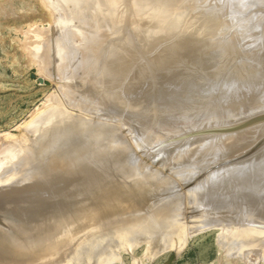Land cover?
Returning a JSON list of instances; mask_svg holds the SVG:
<instances>
[{"label": "bare ground", "instance_id": "bare-ground-1", "mask_svg": "<svg viewBox=\"0 0 264 264\" xmlns=\"http://www.w3.org/2000/svg\"><path fill=\"white\" fill-rule=\"evenodd\" d=\"M40 1L52 15L60 13L58 17L62 18L58 20L54 16L60 26L53 27L38 61L50 70V75L56 76L55 71L51 73V66H55L56 61L53 53H59L63 71H69L72 77L66 78L69 74L62 72L64 77L61 74L59 77L66 80L58 79L59 82L64 81L66 89L71 82L73 97L80 91L83 92L80 96L89 95L86 101L77 96L66 98V90L64 92L60 82L65 100L77 98V106L71 101L81 107L77 108L78 112L87 106L85 109L90 108L87 115L94 116L91 111L96 119L98 113L102 115L103 126L101 122L98 126L104 128L98 127L95 132L96 121L85 117L84 123H74L78 124L73 125L74 128L80 130L76 132L70 122L76 112L71 115L69 111V118V115L64 116L68 111L62 110V117L70 120L66 118L65 122L63 117L64 127L58 129V125L54 126L62 119H58V106V112L52 108L53 114L47 115L52 121L58 117L57 123L56 120L49 122L44 116L39 120L46 119L48 123L42 121L45 123H39V128H36L37 122L32 123L37 131H33L31 124V131L29 126L20 140H11V144L3 148L2 153L10 155L5 157L11 161L8 160V165H5L7 159H3L6 161L3 165L0 163V204L7 197H15L6 202L11 205L37 199L42 211L33 210L30 228H23L0 215V264L123 263L121 250L133 252L143 244L155 249V254L175 244L173 249L180 255L192 239L206 231H216L217 246L226 257L249 263L248 257L255 249L263 261L264 123H251L253 125L242 131L230 128L242 118L264 112V0H216L220 4L215 5L216 1L212 0L214 6L210 0H203L210 1L211 5L206 8L207 5L201 3L202 14L196 18L202 0H194L199 1V6L197 3V7L193 6L197 11L192 10L194 1L191 10L184 5L185 9L181 8L188 3L185 0H124L128 5L120 0H69L78 8L80 17L88 12L84 13L85 17L78 16V21L91 17L88 20L93 24L87 20V25H96V31L91 26L88 32H84L85 23L76 26L78 21L71 22L75 8L71 11L66 8L68 4L72 7L69 1L67 5V0ZM121 3L125 9L132 6L129 11L134 10L126 22L121 16L129 13L124 15L126 11L119 10L124 9ZM204 6L206 12H202ZM82 7H85L84 12ZM65 8L73 14H65L71 19L72 28L66 27L67 24L64 32V25L59 21H65ZM182 10L189 11L193 17L185 12L187 17ZM223 10L231 12L229 22L243 18V23L236 22L238 30L228 36L220 32L235 31V28L231 29L230 22L225 26L230 28L222 29L220 24L223 26L227 20L225 14L226 20L221 16ZM243 13L248 16L247 20ZM97 25L102 28L101 32L106 27V30L117 31V34L104 31L107 33L103 32L104 36L110 33L112 38H121L123 34L118 33L125 32L121 31L124 27L130 36L110 37V41L118 40V44L111 46L108 38L104 41L111 45L107 47L102 43L107 48L101 46L100 49L96 44L102 35L99 32L101 36H96ZM57 30H63L60 38ZM102 47L107 53L104 50L101 53L106 57L96 54ZM98 56L105 57L101 59L102 63L105 60L103 64L99 63ZM219 79L225 84L222 80L216 83ZM213 92L223 101L214 100ZM219 93L224 99L219 98ZM219 101L223 105H219ZM61 107L66 106L61 104ZM51 110L48 113H52ZM78 116L81 114L76 118L82 119ZM87 120L91 121L85 122ZM73 122H77L76 119ZM55 127L61 130L55 131ZM123 128L130 130L131 144L124 142L126 137L117 141L124 133ZM115 129L120 136L116 139ZM209 129H217L212 131L217 133L201 135L209 133ZM204 130L209 131L199 132ZM110 131L115 133L116 142L111 140L112 135L111 139L107 136ZM93 133L98 140L102 136L108 138L99 140L103 143L97 146L92 140ZM96 134L102 136L99 138ZM131 145L143 152L136 154ZM252 149L255 151L248 153ZM113 178L112 182L108 180ZM32 179H39L42 184L29 192L27 184ZM115 188L123 192L118 202L112 200L109 192ZM85 196L90 198L89 203L97 200L106 204H91L98 206L94 225H90L88 222L92 220L87 218L94 207H86ZM39 219L48 220L50 229L45 235L51 237L48 241L45 238L46 243L37 239L43 237L38 231ZM58 224V229L53 230ZM247 248L253 251L247 253Z\"/></svg>", "mask_w": 264, "mask_h": 264}, {"label": "rangeland", "instance_id": "rangeland-1", "mask_svg": "<svg viewBox=\"0 0 264 264\" xmlns=\"http://www.w3.org/2000/svg\"><path fill=\"white\" fill-rule=\"evenodd\" d=\"M66 0H64V2H65ZM69 0H67L66 1V5L70 2V5H72V7L71 6H69V4L67 5V7L66 8H68V10L69 11H71V10H73L74 8H75V12H74V15H72V17H71V19L73 18V20L71 21V19L70 18H66L67 16L65 15L66 13H67V15L69 14H73V13H70L69 11V13L67 12V9H66V11H65V13H63L64 14V16H65V21L66 20H69V21H66V23H65V21L64 20H61V21H59V22H61V26H63V28L65 27V25H69V26H71L72 24H71V22H73L74 21V19L76 20V21H78V16L80 17V15H77V14H79L78 12H77V10L76 9H78V8H76L75 6H74V3L73 2H71V1H69ZM124 0H120V2H123ZM128 2H132V0H127ZM185 1H188V3L186 2V5L185 4H182L181 5V8H182V6L184 5L185 6V8L186 7H189V9H190V5L193 3V1L194 0H185ZM189 1H190V4H189ZM200 1V0H199ZM199 1H197V2H199ZM211 1V3H212V0H210ZM210 1L208 2V1H206V2H208V4L210 3ZM216 0H213V3L215 2ZM68 2V3H67ZM197 2H195L194 1V3H193V5H192V7L197 3ZM205 3L206 5H207V7L206 8H208V7H210V5H211V3L208 5L205 1H200L199 2V4H201V3ZM72 3V4H71ZM123 3H125V4H127V2H123ZM183 3H185V2H183ZM213 3H212V5H213ZM216 3H218L217 1L214 3V5L216 4ZM124 4V5H125ZM187 4H188V6H187ZM199 4L197 3V5L199 6ZM204 4V5H205ZM218 4H220V3H218ZM217 4V5H218ZM65 5V6H66ZM123 4L121 3L120 4V6H121V8L123 9V11L121 10V9H119L122 13H124V10L126 11V13H124V15H126L127 13H129V14H127L126 15V17L125 16H121L120 15V11L117 13V16H118V19H120V17L119 16H121V18L123 19V18H125V19H123V21H127V19H128V16H131L132 14V11L134 12V10H132V11H129V10H131L130 8L132 7H126V9H125V7H123L122 6ZM128 5V4H127ZM130 5H132L131 3L129 4V6ZM197 5H195L196 7H197ZM203 4H201L200 5V7H198V10H200V12L198 11V12H193V11H191L192 13H195L196 15L194 16V18H196L197 17V15L199 16L200 14H202L201 13V10H203V7H201ZM205 5V6H206ZM213 5V6H214ZM246 5H247V3H246ZM69 6V7H68ZM119 6V7H120ZM126 6V5H125ZM184 6H183V8H184ZM194 6V7H195ZM205 6H204V11H202V12H206L207 11V9H205ZM86 7V6H85ZM85 7H82V10H83V8H85ZM118 7V8H119ZM191 7V8H192ZM192 8V10L194 9V10H196L195 8ZM73 8V9H72ZM127 8H129V9H127ZM180 8V7H179ZM184 8V9H185ZM202 8V9H201ZM134 9V8H133ZM188 8H187V10H189ZM226 9H227V7H226ZM81 10V11H82ZM181 10V9H180ZM180 10H179V12H180ZM187 10H182L184 13L186 12H188L189 13V11L191 10H189V11H187ZM206 10V11H205ZM56 11V10H55ZM129 11V12H128ZM197 11V10H196ZM227 10H223V12H225V13H221L222 15V18H224L223 17V14H225V16H226V18H227V20H226V18H224V19H222V20H224L225 21V25L223 24V26H222V24H220L221 22H220V19H219V24H220V26L222 27V29L223 28H225V29H227V28H230V27H225V26H228L229 24H230V22L228 21V20H230L229 19V17H230V14H231V12H230V14H229V10H228V12H226ZM58 12V11H57ZM64 12V11H63ZM82 12H84V10L82 11ZM59 13V12H58ZM85 13V12H84ZM83 13V14H84ZM88 13V12H87ZM87 13H85V14H87ZM183 13V14H184ZM185 13V14H186ZM228 13V14H227ZM246 14H247V12H245ZM53 14H54V12H53ZM57 14V13H56ZM52 15V12H50L49 10H48V8L47 7H45L44 5H43V3H42V1H40V0H0V158L2 159V161L0 162L2 165H3V163H5L6 161V164L5 165H8L10 162H8V160L9 161H11V159L9 158V157H5L6 155H8L7 153H2L3 152V148L4 147H6V146H9V144H11V140H20L21 138V136H23V134H25L27 131H29V128H30V131L33 129V124H34V122L36 123L37 122V124L36 125H38L39 123L41 124H44L45 122H47L46 121V119L49 121V122H54L55 120V122L57 123L58 121V119H60L61 117H62V113H63V111L62 110H64V113H66L67 111V114H64V116L66 115H69V118H70V116L73 114V113H75L76 112V114L77 115H82V116H78L79 117V119L82 117V119H80V120H78L76 117H77V115L76 116H72V118L74 119H72V120H70L68 117H64V120L66 119V118H68L69 120H70V122H72V125H71V129L72 130H75L76 132L77 131H80V130H78V129H75L74 128V126L73 125H75V127H77V125L80 123V121H81V123L84 121V119H85V117L87 118V119H91V120H93V122H95L96 121V123H97V127H96V129H97V131H95V132H98V127L100 128L101 126H103V120H101V118H102V115L100 116V114L98 113V117H97V119H96V115H95V113H92V111H91V113L90 114H94V116H89V115H87V113H88V111L90 110V108L88 107L87 109H85L87 106H85V108H82L83 110H81V111H79L78 112V109L79 108H81V107H76L77 106V102H79V98H81V100H82V98L85 100L86 98L89 100V95L87 96V97H83L84 95H86V94H81L82 96H80L79 94L80 93H83V92H79L78 93V91H77V95H74V97H76L77 96V98H75V99H71L72 101H73V103H76L75 105L72 103V101L70 100H68L69 102H67L66 100V98L67 97H71V98H74L73 97V95H72V91L73 90H71L72 88V84H71V82H70V87L68 88V86H67V89H68V91H67V89L64 87V81L66 80V78H72V77H70L71 76V73H68L69 71H63V69H62V67H63V65L64 64H62V62H61V60H59L58 58L60 57V55H59V53H53V55H54V57H56V59H54V57L52 58V60L54 59V61H55V66H51L52 68V71L53 72H51V73H55L56 72V76H57V73H59V69L61 68L62 69V71H61V69H60V73L58 74V77H57V80L59 79V80H64V81H60L62 84H63V86H62V84L60 85L59 83V80L57 81L56 80V76L55 75H50V73H48V71H50L49 69L47 70V69H45V65L43 64V62H40V60L38 61V55L40 56V55H42L43 53H44V47H45V43H47L49 40H50V38H51V34L53 33L52 31H53V27H55V25H59L58 24V21L57 20H55V17H57L58 18V20L59 19H61L60 17H58V16H60L59 14H57V15ZM82 14V16L80 17V18H82V17H85V14L83 15ZM91 14V13H90ZM191 13H189V15H190ZM251 14V13H250ZM227 15H228V17H227ZM243 17H245L244 18V20H247L248 19V16L247 15H245L244 13H243ZM249 15V14H248ZM55 16V17H54ZM63 16V15H62ZM63 16V17H64ZM88 16V15H87ZM186 16L188 17V15L186 14ZM185 16V17H186ZM191 16V15H190ZM68 17H70V16H68ZM77 19H76V18ZM191 17H193V14H192V16ZM241 17H242V15H241ZM56 18V19H57ZM88 18H90L91 19V17H88ZM88 18H84V19H79V23L78 22H76L77 23V25L75 24V22L73 23V25L75 26H78V24H80V26L83 24V23H85V24H83L84 26L86 25L87 26V30H85V28H83L84 29V32L86 31V32H88L89 31V29H91V26H92V24H93V22H91L90 20H88ZM53 19V20H52ZM122 19H121V21H122ZM234 19V17L233 16H231V20H233ZM81 20H84L83 22L81 21ZM90 21L92 24L90 25V22H89V25H90V27L87 25V23L86 22H88V21ZM238 20H241V22L243 21V18L242 19H236V20H233L232 22H233V24L234 23H238ZM57 21V23L55 24V22ZM62 21L65 23H63L62 24ZM71 21V22H70ZM93 21V20H92ZM120 21V20H119ZM122 21V23L124 24V22ZM125 21V22H126ZM235 21V22H234ZM68 22H70V24L68 23ZM82 22V23H81ZM228 24H227V23ZM232 22H231V29H232V27L233 28H239V26L237 25V23H236V25L234 24V25H232ZM240 22V21H239ZM96 23V22H95ZM122 23H119V24H122ZM223 23V22H222ZM243 23V22H242ZM245 23V22H244ZM97 24V23H96ZM122 24V25H123ZM66 26V27H68V28H72V26L71 27H69V26ZM82 25V26H83ZM98 25H100L99 23H98ZM97 25V26H98ZM102 25V24H101ZM121 25V26H122ZM127 25V24H126ZM240 25V29H241V24H239ZM60 26V25H59ZM96 25L94 24V26H92V28H94ZM125 26V25H124ZM65 27V28H66ZM99 27V26H98ZM97 27V28H98ZM123 27V26H122ZM221 27H219L220 29H221ZM65 28L63 29L64 30V32L65 31H67V30H65ZM89 28V29H88ZM101 27H99V29H97L98 30V35H96L99 39H100V41H99V44L97 43L96 45L98 46V48H100L101 49V46H103L102 45V43L103 44H105L107 47H109L111 44V46H114V45H116V43L118 44V40L116 41V40H114L113 42L115 43H113L112 41H110V39L112 38L111 36L115 33V32H113V31H110L109 29H107V30H109L111 33H113V34H110V36H109V34L107 35V36H104V35H106L109 31H107L106 30V28H104V30H102L103 32L105 31H107V33H103V32H101L100 30L102 29H100ZM235 28V31H234V29L233 30H231V31H229V29H228V31L226 32V30L225 31H223V30H220V31H223V32H225V33H228L229 32V34H225V33H223V32H220L221 33V35L223 34V36H228V35H231V34H233L234 32H236V30H238V29H236ZM70 29H68V30H70ZM63 30H57V32L59 33H56V34H58V36H59V38L61 37V34H62V32H63ZM94 30L96 31V27L94 28ZM120 30V29H119ZM83 31V30H82ZM121 31H125L126 32V30H125V27L123 28V29H121ZM233 31V32H232ZM60 32H61V34H60ZM99 32H101V35L99 34ZM125 32H121L120 33V31H119V33L118 34H123V36L125 35L126 36V38L128 37V36H130L129 34H127V32H126V34H125ZM230 32H231V34H230ZM38 33V34H37ZM49 33V34H48ZM128 33H129V31H128ZM50 36H48V35ZM104 34V35H103ZM115 34H117V31H116V33ZM57 36V37H58ZM93 36V35H92ZM103 36L105 37V39H102L103 38ZM116 36V35H115ZM122 36V35H121ZM120 36V37H121ZM122 36V37H123ZM124 36V37H125ZM49 37V38H48ZM95 37V36H94ZM111 37V38H110ZM114 37V36H113ZM121 37V38H122ZM123 37V38H124ZM88 38V37H87ZM90 38H92L91 36H90ZM109 38V41L111 42V44H110V42H107V44H106V40ZM116 38V37H115ZM115 38H112V39H115ZM118 38H119V36H118ZM118 38H116V39H118ZM121 38H119V39H121ZM133 38V37H132ZM94 39V38H93ZM97 39V38H96ZM105 42H103V41ZM102 41V42H101ZM96 42H98V40H96ZM109 43V44H108ZM101 44V45H100ZM104 45V46H105ZM40 46H42V47H40ZM100 46V47H99ZM103 46V47H104ZM104 47L105 49L107 48V47ZM103 47H102V50H99V53H96V54H101L102 56H104L107 52L105 51V49H103ZM62 48H63V46H62ZM62 48H60V49H62ZM105 51V54H102L104 51ZM103 51V52H102ZM55 52H56V50H55ZM102 52V53H101ZM55 54H56V56H55ZM262 54V53H261ZM53 55H51V56H53ZM99 58H100V60L101 59H105V57H106V55H105V57L104 58H101V56H98ZM97 57V58H98ZM264 57V56H263ZM38 58V59H37ZM97 58H95V60H97V63L99 62V60L97 59ZM59 61H58V60ZM95 60H93V61H95ZM104 61L105 60H103V63H104ZM61 62V64H59ZM94 63V62H93ZM99 63H102V60H101V62H99ZM98 63V64H99ZM102 63V64H103ZM58 64V65H57ZM102 64H100V65H97V66H101ZM62 65V66H61ZM94 65V64H93ZM56 66H59L60 68H58V67H56ZM75 66V65H74ZM74 66H72V68H74ZM54 67V68H53ZM68 68V66H67V64H66V66H65V68ZM66 68V70H68ZM58 69V70H57ZM55 71V72H54ZM62 72H63V75L65 74V72H66V74L68 73L69 74V76H67V75H65V77L66 78H60V77H62L63 75H62ZM62 75V76H60L59 77V75ZM227 76V75H226ZM64 77V76H63ZM55 79V80H54ZM69 79H67V81L69 82ZM223 79L225 80V77H223ZM222 80V79H221ZM220 79L219 80H217V82L216 83H218V82H220L221 81ZM57 81V82H56ZM226 81V80H225ZM222 83H223V80H222ZM68 84V83H67ZM213 84V83H212ZM223 84H225V83H223ZM242 84V83H241ZM58 85H60V86H58ZM64 87V88H60V87ZM215 86V85H214ZM217 86V85H216ZM71 88V89H70ZM63 89H64V92H65V90H66V93L65 94H67V96L64 94V93H62L63 92ZM71 90V96L70 95H68V92ZM220 91V90H219ZM240 91H241V89H240ZM74 92H73V94H75ZM214 93L215 92H213V98H215L214 100H217L218 99V97H217V93H218V90L216 91V97H215V95H214ZM220 93H221V91H220ZM219 93V98H222V99H224L223 97H220V94ZM223 94V93H222ZM63 95H65L66 96V98H65V96H63ZM212 95V94H211ZM80 96V97H79ZM66 99V100H65ZM77 99V102L75 101ZM218 100H220L221 102L223 101V100H221V99H218ZM75 101V102H74ZM86 101V100H85ZM84 101V102H85ZM219 101V103H221ZM81 102V101H80ZM88 102V101H87ZM59 103V104H58ZM71 104L72 106L74 105V107H72V106H70V105H68V104ZM61 104H62V106L64 105V109H61L62 107H61ZM79 105H81V104H79ZM219 105H223L222 103L221 104H219ZM59 106V113L61 114V116H60V114L58 113V115H59V118L58 117H55V120L54 121H52V118H47L48 116H51L52 114H53V109L52 108H55V110L57 109L56 107H58ZM83 106H84V104H83ZM61 107V108H60ZM69 107V108H68ZM76 107V108H75ZM75 108V109H74ZM78 108V109H77ZM221 108H223L222 106H221ZM52 109V110H51ZM69 109V110H68ZM50 110L52 111V113H48V112H50ZM55 110H54V113H56L55 112ZM75 110V111H74ZM77 110V111H76ZM57 112H58V110H56ZM61 111H62V113H61ZM69 111H70V114H68L69 113ZM72 111V112H71ZM85 111H87V112H85ZM84 112H85V114H84ZM45 113V114H44ZM50 114V115H49ZM57 114V113H56ZM97 114V113H96ZM41 115V116H40ZM48 115V116H47ZM44 116H46V119L45 120H39V119H42V117H44ZM63 117H62V119H60L59 121L61 122V120H63ZM45 118V117H44ZM56 118H58V119H56ZM84 118V119H83ZM99 118V119H98ZM35 119V120H34ZM68 119H66L65 120V122L66 121H68ZM75 119H76V121L77 122H73V121H75ZM33 120V121H32ZM37 120H39V122L37 121ZM64 120H63V123H65L64 122ZM83 120V121H82ZM91 120H89V121H91ZM42 121H45L44 123L42 122ZM88 120L87 121H85V122H89ZM59 122V123H60ZM79 122V123H78ZM99 122H101V126L99 125L98 126V124H100ZM33 123V124H32ZM48 123V122H47ZM46 123V124H47ZM59 123H57V124H55L54 123V126H56V125H58V126H56L58 129L59 128H61L62 126H63V123L61 124H59ZM74 123H78V124H74ZM84 123V122H83ZM32 124V126L33 127H31L30 125ZM53 124V123H52ZM89 124H91V123H89ZM111 124H113V123H111ZM61 125V126H60ZM105 125V124H104ZM30 126V127H29ZM73 126V127H72ZM29 127V128H28ZM55 127V128H56ZM64 127V126H63ZM85 127H86V124H85ZM85 127H84V129H81V134L83 133V131L85 130ZM113 127V126H112ZM28 128V129H27ZM36 128H39V125H38V127H36ZM57 128H56V130L55 131H60V130H57ZM74 128V129H73ZM87 128V127H86ZM101 128H104V127H101ZM106 128H107V125H105V129L104 130H106ZM108 128H109V126H108ZM27 130V131H26ZM71 130V131H72ZM126 128H123V131H124V133L122 134V135H120V136H122V137H120L119 136V133H118V130L116 131V129H115V131L118 133H116V135L114 136L115 137V139H116V137H120V138H117V141H119L118 139H121V141H123V139L125 138L126 140H124V142L126 143V142H130V144H131V142H132V140H130V138H131V134H129V132L128 131H130V130H127ZM26 131V132H25ZM33 131H37V129L35 130V127H34V129H33ZM39 131V130H38ZM107 131V130H106ZM105 131V132H106ZM73 132V131H72ZM94 132V133H95ZM100 132H103V130L102 129H100ZM120 132V131H119ZM80 132H78V134H79ZM94 133H93V137L95 136L94 135ZM106 133H108V131L106 132ZM110 134H108L107 136L111 139L112 137H113V131L111 132H109ZM112 133V134H111ZM9 134V135H8ZM100 134H102V135H106V134H103V133H100ZM115 134V133H114ZM80 135V134H79ZM83 135H84V133H83ZM97 136H98V134H96ZM101 135V136H102ZM110 135H112V137H110ZM118 135V136H117ZM123 135H125V136H123ZM8 136V137H7ZM100 135L98 136L99 138L101 137ZM107 136H105V137H101V139H99L100 141L103 139V140H105V138L107 137ZM96 137V136H95ZM94 137V138H95ZM107 137V138H108ZM114 137H113V139H111V140H114L115 141V139H114ZM129 137V138H128ZM15 138V139H14ZM94 138L92 139L93 140V142L94 141H96L95 142V145H100V144H102V143H99V140L98 139H96V140H94ZM107 138H106V140H107ZM5 139H7V140H5ZM92 140H91V145L92 146H94V143L92 144ZM102 140V141H103ZM105 140V141H106ZM109 140V139H108ZM129 140V141H128ZM104 141V142H105ZM116 142V141H115ZM96 143H99V144H96ZM8 144V145H7ZM131 146H133V145H131ZM133 150L136 152V154L138 153V154H140V153H142L141 151H137V147L134 145L133 147ZM8 156H10V155H8ZM3 159H7L6 161L5 160H3ZM3 161H5V162H3ZM1 166V165H0ZM1 168V167H0ZM1 170V169H0ZM116 178V177H115ZM115 178H113V179H108L110 182H112V181H114V179ZM122 180H124V179H122ZM41 181L39 180V179H36V180H34V179H32L31 180V182H29V184H27L28 186H30L29 187V192H32L33 191V189L35 188V187H37L38 185H40V184H42V183H40ZM109 182V183H110ZM115 183V182H114ZM113 187H115V185L113 186ZM117 191L118 192H120V193H117ZM110 193H111V196H112V200L114 201V202H118V199H119V195L120 194H122L123 192L122 191H119V189H117V188H115V189H113V190H111V191H109ZM11 193V192H10ZM4 194V193H3ZM3 194H1V195H3ZM87 196H85L84 197V203H86V207L89 209L90 207H94V206H92L93 205V203L94 204H101V205H106L105 203H103V201H95V202H91V203H89V197H87ZM15 197H7V198H5L4 199V201H3V204H0V209L2 210V212H1V214L0 215H2L1 217L2 218H10L11 220H14L15 222H17V224L18 225H20V226H22L23 228H30L31 227V223H32V221L34 220V218H33V215H32V212H33V210L34 209H39V207H40V204L39 203H37L36 202V200L37 199H34V200H29L28 201V203H17V204H15V205H11V204H6V202H8V201H11L12 199H14ZM111 198V197H110ZM92 204V205H91ZM100 205V206H101ZM8 208H10V209H8ZM190 208V207H189ZM97 209H98V206H95L94 207V209L93 210H91V212H90V214L88 215V219H91L92 221H90V222H88L90 225H94L95 223H96V218H97V215L98 214H96V212L95 211H97ZM191 209H193V207L191 208ZM191 209H189V210H191ZM40 211H42V209L40 208L39 209ZM94 211V212H93ZM63 217H66V215L65 216H63ZM83 218V217H82ZM3 221V220H2ZM4 222V221H3ZM2 222V223H3ZM38 223H39V225H38V231H40L42 234H43V237H40V238H37V239H41V241H43V243H46L47 241H48V239H50V237H51V235H49V234H51V233H48V235L50 236H48V238H47V236L45 235L46 234V230L49 228V224L47 223L48 222V220H46V219H43V220H38L37 221ZM65 223H67V220H65L64 221ZM5 223V222H4ZM6 224V223H5ZM16 224V225H17ZM15 225V226H16ZM60 225H61V223H60ZM8 227V226H7ZM58 227H59V224H58V226L57 227H55V226H53L52 228H53V230H55L56 228L58 229ZM50 229V228H49ZM48 229V230H49ZM46 231V232H45ZM216 231H206V232H204V233H201L199 236H197L196 238H194V239H192L191 241H190V243L189 244H187V246H186V248H184V250H182V252L180 253V255H178V253H176V251H175V249H173V246L175 247V244L174 245H172L171 246V248L170 249H164V248H162V249H164V251H162L161 250V252L160 253H158L160 250H158V252H156L157 254H155V249H151V247H148L149 245H146V244H143V245H141V246H139V247H137V249L135 250V251H128L129 253H125V251L123 252L122 250H121V252L119 253L120 255H121V257H122V260H123V263H120V262H122V261H119V262H115V263H113V264H264V260L262 261L261 259H259V253L258 252H256V250L254 249V251H253V249H251V248H247L248 250H247V253H250L251 251H253V253H256V254H253L252 252H251V254H250V257H248L249 258V263L247 262V263H244V262H241V261H237V259H231V258H228V257H226V255H225V252H223V251H221L219 248H218V246H217V240H216V233H215ZM47 239V241H46V239ZM44 241H46V242H44ZM176 246H177V244H176ZM180 247V246H179ZM176 248V247H175ZM252 248H253V246H252ZM179 249V248H178ZM180 249H181V247H180ZM251 249V250H250ZM153 252H152V251ZM174 250V251H173ZM127 251V250H126ZM157 251V250H156ZM123 252V253H122ZM130 252H132L131 254H130ZM224 253V254H223ZM119 255V256H120ZM224 255V256H223ZM101 260V259H100ZM240 260V259H239ZM241 260L243 261V259L241 258ZM101 263V262H100ZM99 263V264H100ZM104 262H102L101 264H103ZM105 264V263H104Z\"/></svg>", "mask_w": 264, "mask_h": 264}, {"label": "water", "instance_id": "water-1", "mask_svg": "<svg viewBox=\"0 0 264 264\" xmlns=\"http://www.w3.org/2000/svg\"><path fill=\"white\" fill-rule=\"evenodd\" d=\"M251 123H254V124L255 123H264V112L259 114V115L252 116V117H249V118L248 117L247 118H242L241 120H239V122H237L234 125H232V128H230V129H236L235 131H242L243 129H246L247 127H250V125H253ZM209 130H204V131H199V132L203 133V132H208L209 131V133H204V134H201V135L217 133V132L212 133L213 130H217V129H209ZM230 132H231V130H230ZM252 151H255V150L252 149V150L248 151V153H250Z\"/></svg>", "mask_w": 264, "mask_h": 264}]
</instances>
